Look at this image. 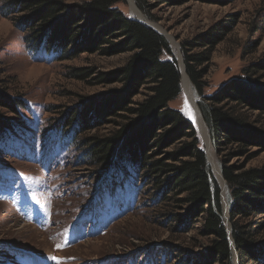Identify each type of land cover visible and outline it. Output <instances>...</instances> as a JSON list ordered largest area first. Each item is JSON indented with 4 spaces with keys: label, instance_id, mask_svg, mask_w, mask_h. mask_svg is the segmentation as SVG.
Here are the masks:
<instances>
[{
    "label": "rangeland",
    "instance_id": "1",
    "mask_svg": "<svg viewBox=\"0 0 264 264\" xmlns=\"http://www.w3.org/2000/svg\"><path fill=\"white\" fill-rule=\"evenodd\" d=\"M60 1L76 6L90 0ZM132 1L143 21L176 41L177 48L166 36L178 68L182 41L234 19L232 29L211 54L205 95L239 76L244 67L264 61V0H231L224 5L189 0L157 4L147 12ZM9 4L10 0H0V87L9 97L23 100L24 107L19 108L18 116L0 107V115L12 123L0 138V264H192L208 244L199 234V223L188 229L177 226L173 215L183 210L173 201L159 203L156 188L131 167L127 172L114 167L95 174L96 166L83 157L82 139L108 135L115 125L104 124L82 134L73 112L84 107V100L120 87L118 82H100L98 73L122 66L130 52H86L60 60L53 47L47 50L44 44L32 43V31L23 26L21 14L9 9ZM116 6L135 18L129 0ZM75 69L91 71L90 77L74 78ZM190 83L200 110L201 97ZM180 87L169 106L192 121L205 150L195 106L181 80ZM146 89L140 90L135 101L144 98ZM261 120L264 125V118ZM206 127L220 169L221 157ZM179 144L163 151H173ZM242 161L234 158L231 163ZM208 167L220 188L222 216L225 205L229 216L227 184L221 194L210 164ZM246 167H264V151L256 153ZM223 220L227 224L224 216ZM260 221L259 237L264 239V216ZM232 264H238L234 254Z\"/></svg>",
    "mask_w": 264,
    "mask_h": 264
},
{
    "label": "trees",
    "instance_id": "2",
    "mask_svg": "<svg viewBox=\"0 0 264 264\" xmlns=\"http://www.w3.org/2000/svg\"><path fill=\"white\" fill-rule=\"evenodd\" d=\"M135 1L147 12L157 4L175 5L189 0ZM202 1L224 5L231 0ZM118 3L124 0H90L76 6L60 0H10L8 8L21 14L23 26L32 31V43L44 44L47 50L53 47L60 60L86 52H130L122 66L98 73L100 82H118L120 87L84 100V107L73 112L82 134L104 124L115 125L108 135L85 136L83 157L96 166L92 171L95 174L114 167L127 172L131 167L156 188L159 203L173 201L183 210L173 215L177 226L188 229L199 223V234L208 239V244L193 262L232 264L233 250L222 216L220 188L210 176L192 121L169 106L181 89L180 71L169 42L148 25L126 16L116 6ZM228 20L182 41L181 52L185 72L201 97L199 108L221 157L220 171L230 195V237L238 264H261L264 167H246V163L264 151V61L244 67L239 76L226 81L214 93L204 94L211 54L235 22ZM104 44L109 45L103 47ZM90 73L75 69L72 76L86 80ZM143 87L147 88L146 95L135 101ZM0 107L18 116L24 101L9 97L0 87ZM11 124L0 115V138ZM176 142L180 143L176 149L163 151ZM234 158L243 161L231 163Z\"/></svg>",
    "mask_w": 264,
    "mask_h": 264
},
{
    "label": "bare ground",
    "instance_id": "3",
    "mask_svg": "<svg viewBox=\"0 0 264 264\" xmlns=\"http://www.w3.org/2000/svg\"><path fill=\"white\" fill-rule=\"evenodd\" d=\"M129 2H130V5H131L133 16H135V18L137 17V18H141L142 20H144L143 15L140 13V11L136 7L135 3L132 0H129ZM152 25H154V24L152 23ZM154 26H156V25H154ZM158 28H159V26H158ZM159 30L164 32L160 28H159ZM166 36L169 38V40L172 43V45L175 48H177V43L173 39V37L171 35H168V34H166ZM178 59L180 61V70H181V74H182L181 75V86L184 88V90L186 91L187 95L189 96L191 102L195 106V99H194V96H193L190 79H189L188 75L186 74V72L183 69V65L181 63L180 56H178ZM195 109H196V107H195ZM196 113H197V120H198L197 122H198V125H199V128H200L201 135H202V137L204 139V144H205V148H206V151H207V155H208V159H209V162H210V166H211L212 172H213L217 182L220 184V187H221L222 191L224 192L225 183H224L223 178L221 176V171L219 169V166L217 165V162L215 160V156H214V152H213V149H212V144H211V141H210V137H209V133H208L207 127H206L202 117L198 113L197 109H196ZM225 214H227V205H225Z\"/></svg>",
    "mask_w": 264,
    "mask_h": 264
},
{
    "label": "water",
    "instance_id": "4",
    "mask_svg": "<svg viewBox=\"0 0 264 264\" xmlns=\"http://www.w3.org/2000/svg\"><path fill=\"white\" fill-rule=\"evenodd\" d=\"M130 18L135 19L134 17H130ZM135 20H137V21H139V22H142V23L148 25L149 27H151L152 29H154L156 32H158L159 34H161V35H163L165 38H167L166 35H165L163 32H160L159 30H157L156 28H154L149 22H145V21H143L142 19H135ZM179 56H180V59H181V63H182V65H183V69H184V71H185V66H184V62H183V57H182L181 54H179ZM178 64H179V69H180V61H179V59H178ZM181 75H182V74H181V70H180V80H181ZM189 79H190V78H189ZM195 107H196V109L198 110L200 116L202 117V115H201V111L198 109V106H197V104H196V101H195ZM202 119H203V117H202ZM203 121H204V120H203ZM204 123H205V125H206V122H205V121H204ZM204 152H205V154H206L207 162H208V164H210V163H209V159H208V155H207V151H206V149L204 150ZM221 176H222V173H221ZM222 178H223V176H222ZM223 181H224V183L226 184L224 178H223ZM221 194H222V189H221ZM223 216H224L225 221L227 222V224H226L227 232H228V235H229V239H230V241H231V244H232V250H233L234 258H235L236 263H237V260H238V258H237V253H236V251H235V248H234V245H233L232 239H231V237H230V229H231V228H230V222H229V216H228V208H227V214H225V212H224V213H223Z\"/></svg>",
    "mask_w": 264,
    "mask_h": 264
},
{
    "label": "snow or ice",
    "instance_id": "5",
    "mask_svg": "<svg viewBox=\"0 0 264 264\" xmlns=\"http://www.w3.org/2000/svg\"><path fill=\"white\" fill-rule=\"evenodd\" d=\"M58 247H59V246H58ZM52 259H57V258L53 257Z\"/></svg>",
    "mask_w": 264,
    "mask_h": 264
}]
</instances>
